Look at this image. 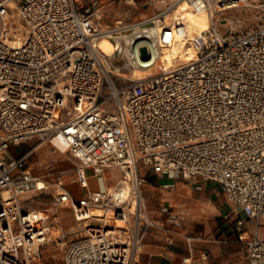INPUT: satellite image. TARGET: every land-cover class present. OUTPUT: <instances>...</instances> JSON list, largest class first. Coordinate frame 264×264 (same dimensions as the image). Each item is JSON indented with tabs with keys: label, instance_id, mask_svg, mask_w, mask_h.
<instances>
[{
	"label": "built area",
	"instance_id": "obj_1",
	"mask_svg": "<svg viewBox=\"0 0 264 264\" xmlns=\"http://www.w3.org/2000/svg\"><path fill=\"white\" fill-rule=\"evenodd\" d=\"M186 2L195 13L264 12V0ZM176 3L105 27L97 2L83 9L74 0H0V264H42L51 241L65 246L63 264H137L147 232L158 227L145 210L141 168L219 184L243 215L235 230L247 263L264 264V240L242 231L245 220H264V22L222 34L214 21L193 38L195 60L162 72L153 61L171 34L164 14ZM14 16L24 28L17 45ZM103 40L112 55L102 52ZM135 68L145 69L140 79L123 74ZM56 136L77 161L70 185L78 193L61 173L22 169ZM25 142L27 153L8 156ZM112 169L120 176L110 191ZM91 177L103 188L90 189ZM46 193L55 208L71 210L76 229H55L51 213L26 205ZM161 213L170 233L180 229L177 212Z\"/></svg>",
	"mask_w": 264,
	"mask_h": 264
},
{
	"label": "crops",
	"instance_id": "obj_2",
	"mask_svg": "<svg viewBox=\"0 0 264 264\" xmlns=\"http://www.w3.org/2000/svg\"><path fill=\"white\" fill-rule=\"evenodd\" d=\"M47 144L50 143L39 146L26 159L25 165L28 166L25 170L32 176H42L51 172L61 173L64 182L74 191L70 180L77 161L68 152L66 153L75 161L70 174L64 173L69 171L53 169L40 175L31 173L30 164L38 151L42 149L41 153L58 151L50 144L53 148L51 150ZM57 144L63 146L59 141ZM24 154L11 156L8 152L11 158H18ZM37 163V161L33 162V164ZM140 172L147 180L143 187L144 200L149 206L158 203L159 207L147 211L158 227L147 232L137 264H248L247 254L239 240V232L235 230V221L243 218V215L236 213L227 202L219 184L199 180H190L191 183L186 184L173 176L154 174L146 168H141ZM47 179L50 177L48 176ZM74 192L78 193L79 190ZM163 207H168L179 214L183 225L181 231L169 232L172 227L166 215L161 213ZM248 221H252L254 225L248 228ZM189 225L194 226V231L190 230ZM242 231L245 232L243 234L245 239L249 236H257L260 240H264L261 237L264 232H261L260 225L254 220H245ZM186 237L190 239L189 242L186 241Z\"/></svg>",
	"mask_w": 264,
	"mask_h": 264
},
{
	"label": "rangeland",
	"instance_id": "obj_3",
	"mask_svg": "<svg viewBox=\"0 0 264 264\" xmlns=\"http://www.w3.org/2000/svg\"><path fill=\"white\" fill-rule=\"evenodd\" d=\"M179 0H74L75 6L78 8L86 9L93 2H97L99 5H102L100 9L101 22L105 27L112 26L116 21H122L123 23H132L147 17L153 16L170 5H173L174 2ZM183 8H185V0H181ZM177 3L172 6L171 11L175 8ZM93 11V10H91ZM179 19L185 21L194 31V34L203 33L205 29H209L212 23H216L218 31L222 34L232 33L237 34L243 31H248L252 28H255L261 22H264V12L254 9V8H234L224 11H217L206 13L205 15L198 18V22L194 23V20L191 18H182L179 16L176 24L179 22ZM12 34H21L24 35V28L22 23L18 20L16 16L10 19ZM169 48V49H168ZM165 52L166 62L165 70H170L177 65L182 63H187L192 59L196 58V50L194 48L191 36L187 33H174L172 31V37L168 41V47L163 46ZM177 51L179 54H171L172 52ZM142 55H145V50L142 51ZM161 70V69H160ZM159 72V70H157ZM65 115V112H63ZM31 142H25L20 145H17L9 150L11 156H20L24 154L30 147ZM51 150H53L50 144H47ZM40 150L37 152L35 158L31 162V173L32 174H45L49 171L59 170V171H69L64 172L65 175H68L72 172V169L75 165V161L68 155V153L56 151L55 153H41ZM41 153V154H40ZM37 161V164L33 162ZM46 163H48V168H46ZM28 165H23L22 169H26ZM30 167V166H29ZM90 174V172H87ZM120 176L118 169L111 170V178L106 180V186L112 187L116 183L117 179ZM181 183H191V181H183L180 177H174ZM74 191L77 190L76 186H73ZM89 188L96 190L102 188V182L97 178L89 179ZM146 213L149 209H157L158 203L153 206H149L148 203L144 200ZM26 205L38 211H48L51 213V221L55 229H62L70 231L71 229L77 228V223L74 220L72 212L69 208L59 207L55 208L53 206V199L50 193L41 194L36 197H33L31 200L26 202ZM174 211V210H173ZM148 215V213H147ZM179 215V214H178ZM149 218L150 215H148ZM153 220V218H151ZM214 222V221H212ZM254 223L248 221L247 227H252ZM261 227V232H264V220L259 222ZM190 226V230L194 231V226ZM206 226V225H204ZM183 229L181 225L179 231ZM150 231V230H149ZM56 233L53 234V236ZM264 234V233H262ZM75 236H71L72 240ZM264 239V235H261ZM65 252V246H62L55 241H51L46 246L42 248L41 262L42 264H63V256Z\"/></svg>",
	"mask_w": 264,
	"mask_h": 264
},
{
	"label": "bare ground",
	"instance_id": "obj_4",
	"mask_svg": "<svg viewBox=\"0 0 264 264\" xmlns=\"http://www.w3.org/2000/svg\"><path fill=\"white\" fill-rule=\"evenodd\" d=\"M177 2H178L177 5L175 6V8L170 13H167L166 12L164 14V17H165V25H166L167 28L169 27V30H170L171 34H168L166 36V41L163 43V46L165 45V46L168 47V41L172 37V31L174 33L180 32V33H187V34H189L191 36L192 42H193V38L196 35L202 34V33H199V34H196L195 35L194 34V31H192L193 28H191L189 25H187L185 23V21H183L182 19H179V22L176 24L179 16H181L182 18H187V17L188 18H191V19L194 20V23H197L198 22V18L201 17V16H203V15H205L207 12L208 13H211V12H217L219 10H221V11L227 10L225 8H219V9H215V10L202 11V12H199V13H195V12H192L190 10L189 5L186 2V0H185V3H186L185 8H183L182 1L181 0H179ZM229 9H231V8H229ZM207 30H208V28L205 29L204 32L207 31ZM13 36H14L13 41L15 43L12 42L11 44H15V45L19 44L20 41L22 40V35L19 33V34H15ZM163 46L161 48V51L162 52L157 55V58H154V61L153 62L155 64V67L160 68L162 72H168L171 69L170 70H165L166 57L164 55L165 52L163 50ZM99 47L101 48L102 52L106 56L112 55V53H113L112 52V47H111V45H110L109 42L103 40L100 43ZM171 54H179V53L177 51H175V52H172ZM195 59H192V60H195ZM192 60H190V61H192ZM182 64H185V63H182ZM179 65H181V64H179ZM179 65H177V66H179ZM174 68H176V67H174ZM174 68H172V69H174ZM143 72H145V69L135 68L134 70H132V72L130 74L128 72H125L123 74L125 76L130 77V78H133V79H140L144 75ZM57 141H59L63 146L60 147L57 144ZM52 143H53V145L56 147V149L58 151H60L62 153H64L66 151V148H67L66 143L64 142V140L61 137H59V136L54 137L52 139ZM102 188H103V185H102ZM108 190L111 191L112 190V187H108ZM93 215L96 216V217H102L103 216L102 215V212L99 211V210L98 211H95L93 213ZM118 226H121V224H118Z\"/></svg>",
	"mask_w": 264,
	"mask_h": 264
}]
</instances>
